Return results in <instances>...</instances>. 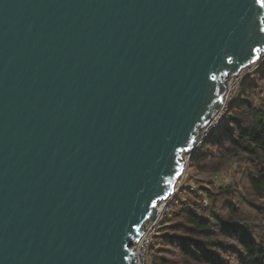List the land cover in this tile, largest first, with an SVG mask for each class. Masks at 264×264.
Returning <instances> with one entry per match:
<instances>
[{
  "label": "water",
  "instance_id": "water-1",
  "mask_svg": "<svg viewBox=\"0 0 264 264\" xmlns=\"http://www.w3.org/2000/svg\"><path fill=\"white\" fill-rule=\"evenodd\" d=\"M261 20L254 0H0V264H137Z\"/></svg>",
  "mask_w": 264,
  "mask_h": 264
},
{
  "label": "trees",
  "instance_id": "trees-1",
  "mask_svg": "<svg viewBox=\"0 0 264 264\" xmlns=\"http://www.w3.org/2000/svg\"><path fill=\"white\" fill-rule=\"evenodd\" d=\"M258 64L191 156L158 221L152 264H264V55Z\"/></svg>",
  "mask_w": 264,
  "mask_h": 264
},
{
  "label": "built area",
  "instance_id": "built-area-1",
  "mask_svg": "<svg viewBox=\"0 0 264 264\" xmlns=\"http://www.w3.org/2000/svg\"><path fill=\"white\" fill-rule=\"evenodd\" d=\"M253 66V65H252ZM252 66L242 70L238 75L232 77L230 80L227 81V92L224 96V104L221 110L213 117V119L200 131V134L195 139L194 149L192 152H186L182 154V159L185 162V170L179 180H183L187 177L186 170L188 168V163L191 156L198 151V149L204 144V142L209 137L210 133L215 130L217 127L220 126L222 123L238 89L240 88L241 84L244 80L251 75L255 70L256 67L253 68ZM179 181V185L180 182ZM179 189V188H178ZM176 191V189H175ZM169 201H164L158 204L157 206V220L152 222L148 221L145 226L144 230H147L144 237L139 243H134L131 248H133L137 254V264H147L148 263V253L149 247L151 245V241L155 234L158 221L160 220L162 214L166 211L167 205Z\"/></svg>",
  "mask_w": 264,
  "mask_h": 264
},
{
  "label": "rangeland",
  "instance_id": "rangeland-1",
  "mask_svg": "<svg viewBox=\"0 0 264 264\" xmlns=\"http://www.w3.org/2000/svg\"><path fill=\"white\" fill-rule=\"evenodd\" d=\"M261 59H262V57H261L260 60H259L256 64H254L252 67H253V68L256 67V69H257V67L259 66L258 63L261 61ZM223 123H224V122L222 121V123L220 124V126L223 125ZM186 174H187V177H185L182 181H181V180H178V182H179V181H181V182H180V185H179V183L177 182V184H176V186H175L176 192L178 191V188L180 189L181 186L185 185V182L189 179V171H188V168H187V170H186ZM218 181H220V179H219ZM192 188H193V185H192ZM175 194H176V193H175ZM147 264H152L151 261H150V259H148V263H147Z\"/></svg>",
  "mask_w": 264,
  "mask_h": 264
},
{
  "label": "snow or ice",
  "instance_id": "snow-or-ice-1",
  "mask_svg": "<svg viewBox=\"0 0 264 264\" xmlns=\"http://www.w3.org/2000/svg\"><path fill=\"white\" fill-rule=\"evenodd\" d=\"M255 4H258L260 8H264V0H254ZM260 23H264V20H261ZM259 26V25H258ZM259 32L264 33V28L259 27ZM254 52H259V48H253Z\"/></svg>",
  "mask_w": 264,
  "mask_h": 264
},
{
  "label": "bare ground",
  "instance_id": "bare-ground-1",
  "mask_svg": "<svg viewBox=\"0 0 264 264\" xmlns=\"http://www.w3.org/2000/svg\"><path fill=\"white\" fill-rule=\"evenodd\" d=\"M222 156V155H221Z\"/></svg>",
  "mask_w": 264,
  "mask_h": 264
}]
</instances>
